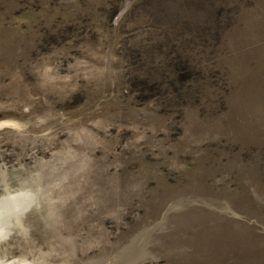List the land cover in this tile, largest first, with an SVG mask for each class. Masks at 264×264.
I'll list each match as a JSON object with an SVG mask.
<instances>
[{
  "label": "rangeland",
  "instance_id": "rangeland-1",
  "mask_svg": "<svg viewBox=\"0 0 264 264\" xmlns=\"http://www.w3.org/2000/svg\"><path fill=\"white\" fill-rule=\"evenodd\" d=\"M20 193L0 264H264V0H0Z\"/></svg>",
  "mask_w": 264,
  "mask_h": 264
},
{
  "label": "bare ground",
  "instance_id": "bare-ground-1",
  "mask_svg": "<svg viewBox=\"0 0 264 264\" xmlns=\"http://www.w3.org/2000/svg\"><path fill=\"white\" fill-rule=\"evenodd\" d=\"M28 202H29V196L28 194H24V193H20L15 196L0 199V203L2 204V206H5L4 210L0 212L1 219L4 218L6 215L13 213L14 211L17 210L19 211L25 208ZM11 208H15V209L12 210Z\"/></svg>",
  "mask_w": 264,
  "mask_h": 264
}]
</instances>
